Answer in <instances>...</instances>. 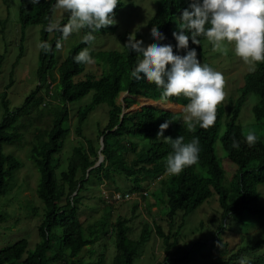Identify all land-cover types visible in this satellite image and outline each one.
Segmentation results:
<instances>
[{
	"label": "trees",
	"instance_id": "obj_1",
	"mask_svg": "<svg viewBox=\"0 0 264 264\" xmlns=\"http://www.w3.org/2000/svg\"><path fill=\"white\" fill-rule=\"evenodd\" d=\"M190 2L159 0L155 15L148 24L150 31L155 26L164 34L165 39L159 43L172 45L174 54L185 55L187 51L177 49V41L172 33L178 31L179 16L189 7ZM54 4L55 0H40L37 5L31 4L29 0H20L21 33L25 34L30 25L41 26V41H48L52 45V51L47 54L40 51L37 78L41 85L31 91L20 108L11 109L7 93L3 94L4 113L0 121L1 197L8 191V181L22 168V162L14 155L5 154L4 148L24 138L20 127L26 126L20 121L30 113L27 108L31 106L38 110L42 103L47 105L46 99L39 94L46 87L48 78L58 82L62 103L48 108L52 119L48 127L35 129L31 147V157L40 172L37 196L45 206L44 218L39 226L40 241L33 250L29 249L26 239L2 248L0 264H105L108 250L106 242L102 243L103 250L94 262L85 263L80 255L85 248L94 246L108 236L114 238L115 246V256L109 264H134L140 249L149 238L151 230L148 226L144 227L140 239L134 240L129 235V220L126 218L119 217L111 226L106 221H99L85 227L79 215L84 198L82 193L88 189L87 185H113L115 176L118 175H124L132 183V188L123 193L144 195L151 185L159 183V188L150 195L155 205L168 209L170 227L166 233L161 226H154L167 253L164 261L158 264H171L172 261L185 264L200 245L204 244H192L180 257L172 258L169 255L170 250L178 243V238L172 231L179 213L187 217L212 197L217 198L221 212L219 230L230 226L229 232L234 231L244 223L247 216L264 224V204L261 203L260 192V188L264 186V63L255 67L250 76L246 77L244 87L239 89L238 99L230 98L227 108L222 103L218 105L216 123L208 129L200 128L197 124L189 130L183 121V112L165 111L154 106H144L132 114H126L121 122L123 107L117 104L118 96L122 100L129 92L131 96L141 97L144 101L161 100L162 92V89L146 79L134 80L131 77L130 72L135 67L137 53L131 52L124 45L132 33L126 32L122 36V52L110 51L106 54L90 51L93 60L104 67V70L100 77L92 73L85 76L86 65L77 64L73 59L82 49H90L91 44H85L82 40L70 51L64 62L57 64L55 43L60 38V33L50 40V33L45 31L48 23L45 17L53 19ZM123 6L124 3L119 0L115 15ZM82 32L84 36L86 30ZM24 39L21 38V44ZM199 39L200 45L192 44L190 40L189 49L194 48L197 58L207 61L206 57L213 50V46L206 38ZM156 42L151 36L146 46ZM22 49L23 46L21 51ZM20 57L21 54L18 59ZM4 59L5 56L0 54V67ZM56 68L57 75H54ZM12 75L13 71L11 78ZM12 82L13 79L10 80V85ZM92 92L91 102L77 111L76 134L83 142L73 147L67 167L58 174L61 153L72 130L68 105L83 100ZM250 96L256 99L251 114L246 112L247 108H243ZM168 102L184 107L188 101L183 97H172ZM139 103L142 104V101ZM102 104L109 107L108 121L99 128L96 139L89 138L84 134V124L89 114ZM137 104L136 101L125 99L126 109ZM42 114L41 111L40 115ZM28 120V125L33 126L34 120ZM165 121L171 123L164 131V137L176 139L183 136L186 143L193 138H199L198 162L186 167L179 175L166 173L165 159L172 152V148L163 137H157L159 126ZM249 134L257 137L252 146L245 139ZM102 137L104 161L94 167L99 159V141ZM136 138H141L148 144H143L140 148L132 140ZM233 140L239 143L238 149L232 147ZM216 142L221 143L226 156L217 155ZM115 192L122 191L115 187ZM110 205L112 204H107ZM3 220L4 215L0 214V222ZM173 236L175 240L171 242ZM226 243L222 244V248H225L221 249L223 256L227 250ZM242 261L243 264H264V235L254 241V244L241 246L236 252L230 253L227 259L214 260L210 264H242Z\"/></svg>",
	"mask_w": 264,
	"mask_h": 264
},
{
	"label": "rangeland",
	"instance_id": "obj_2",
	"mask_svg": "<svg viewBox=\"0 0 264 264\" xmlns=\"http://www.w3.org/2000/svg\"><path fill=\"white\" fill-rule=\"evenodd\" d=\"M122 2L124 3L123 8L114 17L117 21L115 26H110L101 29L100 32L94 33L96 37L92 45L94 52L122 50L121 38L126 32L135 33L137 40H140V36H143L145 44L150 40V33L146 30L145 26L148 27L149 20L154 16L156 4H153V0H122ZM19 9L20 0H0V54L5 56L4 62L0 67V121L4 113L2 96L5 92L8 95L11 109H16L22 106L26 97L39 85L37 70L40 67L41 50L36 45L38 41H41L42 27L30 25L26 28L25 34L21 33ZM54 20L66 23L68 14L61 9H57ZM57 35L58 32H52L50 40ZM21 38H25L22 44ZM82 38L83 32L80 31L71 35L66 41H63L62 49L55 51L58 65L65 61L70 51L81 42ZM21 46H23L22 51ZM100 46L107 50H100L98 48ZM20 54L21 57L18 59ZM229 55L231 63L236 62L237 56L235 53L231 52ZM200 62L208 65L207 62L202 60ZM209 65H214L215 69L213 70L219 71L223 75L225 72L228 76L224 77L225 103L228 97L235 94L236 90L241 87L239 81L242 72L241 66L229 71L223 68L222 62L217 64L210 61ZM86 69L84 75L92 73L96 77H100L104 67L99 66L98 62L94 61L93 64L86 65ZM12 71L13 75L11 78ZM54 75H57V68L54 71ZM11 79H13V82L10 85ZM49 81L53 85V93L50 89L46 92L45 88H43L39 94L46 99L47 105L45 106L42 103L38 110L32 109L31 106L27 108L30 110V113L26 117L31 120L33 119L34 125H28L30 121L27 118H21L20 123L26 126L20 127L24 138L21 141L6 145L4 148L5 154L14 155L22 162V168L15 172L14 176L8 181V191L0 197V214L4 215V220L0 222V250L21 239L28 240L29 249L33 250L40 241L39 226L44 218L45 206L37 196L40 172L31 157V147L35 129L48 127L52 119L48 108L62 103L59 96L61 87L57 81L53 82L51 79ZM50 92L52 95H50ZM92 95L93 92L88 94L83 100L68 105L72 130L61 153V168L58 174L67 167V161L73 147L83 142L76 134L77 111L78 108L84 107L91 102ZM119 99L120 96L117 98V104L123 107L121 115L126 110H129L124 108L125 99L133 100L137 103L142 101V104L150 103L156 107L169 109L178 113L183 112L181 105L171 104L168 101L150 102L142 100L141 97L131 96H127L124 100ZM247 109L246 112L251 114L249 104L247 105ZM41 111L43 112L42 115H40ZM108 111L109 107L106 104H102L89 114L84 124L85 136L93 139L97 138L99 128L106 125L108 121ZM132 140L140 148L143 144H148L146 141H142L141 138ZM99 144L101 146V140ZM216 151L219 157L221 154L226 156V152L220 142H216ZM100 153H102L101 150L99 151V159L96 164H101L104 161ZM114 183L113 185L97 183L87 185L88 189L82 193L84 198L80 205L79 213L84 226L87 227L99 221H106L108 226H111L119 217H123L129 220V235L134 240L140 239L144 227L148 226L151 230L149 238L140 249L134 264H158L159 262H163L167 253L164 242L156 234L154 226H161L166 233L169 232L168 209L164 206L155 205V201L150 195L153 190L159 188V183L156 182L151 185L147 191V195L135 193L133 199L128 202L113 203L110 199V194L115 192V187L120 188L122 192H128L132 188V183L124 175L115 176ZM260 192L261 203L264 204V186L260 188ZM110 203L112 205L107 206ZM220 219L221 212L216 197H212L206 201L187 217H183L182 213H179L172 231L173 234H176L178 243L170 250V257H180L185 250L190 249L192 244L202 242L204 244L200 245L201 247L189 257L185 264H210L214 260L227 259L230 253L236 252L241 246L254 244V241L264 235V224L253 217H245L244 223L237 226V229L231 232H229L230 226L224 230H219ZM174 240L175 237L173 236L171 242H174ZM103 242H106L108 247L105 264L111 263L115 256L114 238L112 236H108L94 246L85 248L80 255L81 259L85 263H89V261L94 262L98 254L103 250ZM224 242H227V250L223 256L221 249H225L222 248ZM176 263L178 262L172 261L171 264Z\"/></svg>",
	"mask_w": 264,
	"mask_h": 264
},
{
	"label": "clouds",
	"instance_id": "obj_3",
	"mask_svg": "<svg viewBox=\"0 0 264 264\" xmlns=\"http://www.w3.org/2000/svg\"><path fill=\"white\" fill-rule=\"evenodd\" d=\"M190 1L189 7L184 9L179 16L178 31L172 33L177 41V49L187 50L185 55L174 54L170 44H160L159 41L165 39L164 34L155 26L150 31L149 25L145 28L150 33V38L152 36L153 40L157 41L156 43L146 46L149 41L145 44L143 36L137 40L135 33H132L124 46L131 52L137 53L135 67L130 72L134 80L146 79L147 82L162 89L161 101H168L172 97L185 98L188 102L182 111L186 127L191 130L198 124L200 128L208 129L216 123L218 105L222 103L227 108L230 98L238 99L239 89L244 87L246 77L250 76L255 67L264 63V0ZM29 2L37 5L40 0H29ZM157 2L159 0H153V4ZM118 4L119 0H55L52 11L63 10L68 14V20L66 23H60L54 20V17L53 19L45 17L48 21L45 31L50 34L60 33V38L55 43V49L59 51L63 47V41L74 33L86 30L82 42L91 44L90 49L87 47L82 49L73 59L77 64L91 65L95 60L90 51L106 54L110 52L92 50L96 39L94 33L115 26L117 23L114 19L117 15H115V9ZM200 37L206 38L213 46V50L206 57L207 61L198 59L194 48L189 49V41L200 45ZM121 45L122 50L111 51L122 52L124 47L123 44ZM36 46L46 54L52 51V45L48 41H38ZM98 48L107 50L101 46ZM231 52L237 56L234 63H231L229 55ZM200 60L207 62L208 65L202 64ZM210 61L217 64L222 62L223 68L229 71L241 66L242 72L239 80L241 87L236 90L235 94L228 97L225 103L224 77L228 76L224 71L223 75L213 70L215 67L209 65ZM50 79L49 77L47 82H50ZM47 82L44 87L45 91H49ZM247 100L248 98L243 108L246 109L249 104L252 111L256 99L250 96ZM170 123V121H165L159 126L157 137H163L172 148V152L165 159L166 173L179 175L186 167L198 162L200 142L199 138H193L186 143L183 136H178L176 139L164 137L163 133ZM245 139L249 146H252L257 137L255 134H249ZM232 147L238 149L239 143L233 140Z\"/></svg>",
	"mask_w": 264,
	"mask_h": 264
},
{
	"label": "built area",
	"instance_id": "obj_4",
	"mask_svg": "<svg viewBox=\"0 0 264 264\" xmlns=\"http://www.w3.org/2000/svg\"><path fill=\"white\" fill-rule=\"evenodd\" d=\"M47 84H48L50 91L52 92L53 85H51V83H49V82H47ZM51 92H50V95H52ZM144 195H147V192H145ZM110 196H111L110 199L113 203L114 202H120L121 203V202H128V201L132 200L134 197V193L131 194V193H123V192H113L110 194Z\"/></svg>",
	"mask_w": 264,
	"mask_h": 264
},
{
	"label": "water",
	"instance_id": "obj_5",
	"mask_svg": "<svg viewBox=\"0 0 264 264\" xmlns=\"http://www.w3.org/2000/svg\"><path fill=\"white\" fill-rule=\"evenodd\" d=\"M129 93V92H128ZM143 97V96H142ZM143 98H145V99H149V98H146V97H143ZM149 100H152V99H149ZM153 101H155V100H153ZM144 106H154L153 104H150V103H146V104H141V103H139V105L137 106V107H132V108H130L129 110H126V112L123 114V115H121V122L123 121V118H124V116L127 114V113H130V114H132V113H134L137 109H139V108H141V107H144ZM154 107H156V106H154ZM124 108H125V104H124ZM156 108H158V109H161V110H165V111H172V110H169V109H162V108H159V107H156ZM172 112H175V111H172ZM104 149V139H103V137L101 138V151ZM101 154V156L103 157V159H104V155L102 154V153H100ZM103 159H102V161H103ZM102 163V162H101ZM100 165V163L99 164H96L94 167H96V166H99ZM94 167H92V168H94Z\"/></svg>",
	"mask_w": 264,
	"mask_h": 264
},
{
	"label": "bare ground",
	"instance_id": "obj_6",
	"mask_svg": "<svg viewBox=\"0 0 264 264\" xmlns=\"http://www.w3.org/2000/svg\"><path fill=\"white\" fill-rule=\"evenodd\" d=\"M125 95H126V94H125ZM125 95H124V96H125ZM124 96H123V97H124ZM146 101H149V100H146ZM150 101H152V102H157V101H153V100H150Z\"/></svg>",
	"mask_w": 264,
	"mask_h": 264
},
{
	"label": "crops",
	"instance_id": "obj_7",
	"mask_svg": "<svg viewBox=\"0 0 264 264\" xmlns=\"http://www.w3.org/2000/svg\"><path fill=\"white\" fill-rule=\"evenodd\" d=\"M127 94H128V93H127ZM128 96H129V94H128ZM126 97H127V96H126ZM126 97H124L123 100H124ZM149 101H150V100H149ZM150 102H152V101H150Z\"/></svg>",
	"mask_w": 264,
	"mask_h": 264
}]
</instances>
